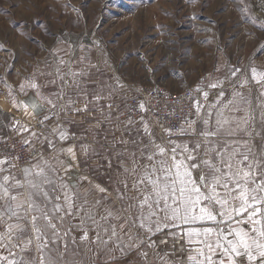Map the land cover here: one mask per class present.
Segmentation results:
<instances>
[{
    "label": "snow or ice",
    "instance_id": "1",
    "mask_svg": "<svg viewBox=\"0 0 264 264\" xmlns=\"http://www.w3.org/2000/svg\"><path fill=\"white\" fill-rule=\"evenodd\" d=\"M52 54L19 85L27 100L13 101L29 119L11 122L12 143L0 136V264H84L89 250L153 264L144 249L167 235L187 248L163 264H264V47L202 78L181 97L187 112L166 105L163 116L151 101L129 104L124 83L88 57L74 68Z\"/></svg>",
    "mask_w": 264,
    "mask_h": 264
},
{
    "label": "rangeland",
    "instance_id": "2",
    "mask_svg": "<svg viewBox=\"0 0 264 264\" xmlns=\"http://www.w3.org/2000/svg\"><path fill=\"white\" fill-rule=\"evenodd\" d=\"M244 2L248 17L264 21V0ZM0 9L11 12L0 11V132H12L8 111L17 110L21 122L29 119L13 101L27 100L18 94L19 85L37 65L55 64L53 50L65 60L74 57V68L76 60L88 57L105 71V79L118 77L132 104L156 90L196 89L210 74L222 78L227 65L244 68L264 47V32L233 0H0ZM255 65L264 68V56ZM38 79L46 84L44 77ZM114 255L135 257L136 251ZM85 260L105 262L108 256L89 250Z\"/></svg>",
    "mask_w": 264,
    "mask_h": 264
},
{
    "label": "crops",
    "instance_id": "3",
    "mask_svg": "<svg viewBox=\"0 0 264 264\" xmlns=\"http://www.w3.org/2000/svg\"><path fill=\"white\" fill-rule=\"evenodd\" d=\"M9 113H12V121L13 120H19L20 117L18 115V111L15 110L13 111H8ZM32 124H35V120L31 121ZM13 133L4 131L0 132V136H6L9 137ZM163 236L164 234L161 233ZM154 240H159V237H154ZM164 239L167 240V244L160 243L157 246H154L153 248H145L144 251H148L151 254L153 264H163L165 260H171V253L173 252V249H175L176 253L182 254V251L187 248V243L181 242L179 240H176L175 243H173V239L171 235L164 236ZM165 252L169 253V255H165ZM179 255L177 256V259H179ZM84 264H147V261L144 260L141 255L136 251V256L135 257H129V258H120V259H115L114 261H102V262H97L94 260H85Z\"/></svg>",
    "mask_w": 264,
    "mask_h": 264
},
{
    "label": "built area",
    "instance_id": "4",
    "mask_svg": "<svg viewBox=\"0 0 264 264\" xmlns=\"http://www.w3.org/2000/svg\"><path fill=\"white\" fill-rule=\"evenodd\" d=\"M195 88L187 87L182 90H177L176 92H166V91H159L162 95H157V90L149 92L148 95L144 98L145 101H151L152 105L158 106L159 108L163 109V111L160 113L161 116L165 115L167 111L170 110V108H167L166 105H171L173 107L179 108L180 106H183L184 112H187L189 107L191 106L190 100H182L181 97H190L195 95ZM137 98H134L133 103L136 102ZM132 103V104H133ZM179 118V113L175 117V119ZM12 138L9 140V143L13 142ZM17 148H19V145H17ZM21 155L24 156L25 154L21 152ZM23 159L20 161H17V164H23Z\"/></svg>",
    "mask_w": 264,
    "mask_h": 264
}]
</instances>
